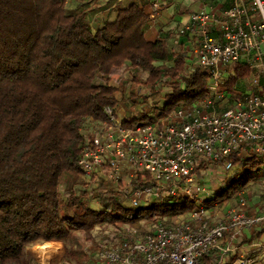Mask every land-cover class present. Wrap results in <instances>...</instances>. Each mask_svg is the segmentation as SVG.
Segmentation results:
<instances>
[{
	"label": "trees",
	"instance_id": "trees-1",
	"mask_svg": "<svg viewBox=\"0 0 264 264\" xmlns=\"http://www.w3.org/2000/svg\"><path fill=\"white\" fill-rule=\"evenodd\" d=\"M92 10L81 0H0V264H36L28 247L51 240L65 243L67 260H79L82 253L70 241L74 231L151 217L171 219L198 206L197 200L179 198L170 205L135 207L107 182L102 193H110L91 199L99 200L96 206L90 205L86 190L62 200V179L83 173L79 159L86 124L105 119L106 106L134 122H151L210 92L207 74L188 68L180 45L170 46L167 36L147 38L151 13L144 6L118 5L114 20L96 26ZM123 68L145 71L153 90L167 84L162 105L151 112L121 111V103L147 99L140 101L131 83L128 93L117 96L113 76ZM248 73L239 69L237 76ZM236 82L232 78L231 86ZM248 154L229 156L227 175L207 204L233 197L262 174V161Z\"/></svg>",
	"mask_w": 264,
	"mask_h": 264
},
{
	"label": "built area",
	"instance_id": "built-area-1",
	"mask_svg": "<svg viewBox=\"0 0 264 264\" xmlns=\"http://www.w3.org/2000/svg\"><path fill=\"white\" fill-rule=\"evenodd\" d=\"M152 6L161 8L158 0ZM173 41L191 71H205L209 95L151 122H134L106 106V118L93 120L96 128L86 137L79 166L91 195L107 182L135 207L179 198L197 200L198 206L171 219L126 223L110 247L96 250L93 264L252 262L237 255L238 239L264 223V211L249 212L243 187L235 205L230 198L207 204L214 197L208 198L201 172L212 164L228 169L236 153L264 156V92L255 90L264 81V0H231L222 11L192 10ZM243 68L249 70L245 78L237 76ZM221 206L228 209L217 217Z\"/></svg>",
	"mask_w": 264,
	"mask_h": 264
},
{
	"label": "rangeland",
	"instance_id": "rangeland-1",
	"mask_svg": "<svg viewBox=\"0 0 264 264\" xmlns=\"http://www.w3.org/2000/svg\"><path fill=\"white\" fill-rule=\"evenodd\" d=\"M92 15L93 14H91V16ZM95 22L96 21L93 20L92 23L95 25ZM146 77L147 73L143 70H125L124 68L123 70H119V72L113 76L112 83L119 86V91L117 92V96L119 98H122L123 92H129L131 84L134 91H136V93L139 95L140 101H142V98L144 97L147 98L145 101H142L139 104H132L126 102L121 103V111L125 112L126 114L129 112H131L132 114H136L139 113L142 109L151 112L162 105L163 96L170 90V87L167 84H161L158 85L155 90H153L150 85L145 82ZM140 88L144 89L142 93H139ZM94 127L95 125L93 124V120L87 122L86 127L84 129L86 137L92 132ZM242 154L244 156L249 155L246 152H243ZM226 175L227 168H224L223 165L220 164H212L207 170H202L201 182L209 190V199L211 197L216 196V192L217 190H219L222 184V180L225 179ZM261 177L262 174L256 180H251L250 183L243 187L245 190H248L246 191L248 195L253 197L255 196L257 200L261 199L262 196H264V182L262 181ZM102 188V185L99 186L97 189H95V194L91 195L90 189H92V187L86 177L83 175V173L79 174L77 172H74L66 175L65 178L62 179L60 185V195L62 200L66 203L68 202L71 192H76L79 194L82 193L83 190H86L88 192L87 197L90 205L91 202H93V206H96L99 204V200L97 203V201H91L92 198L97 196L101 198L105 194L110 193L109 189L105 190L104 193H102ZM108 188L116 190V186L110 183H108ZM216 201L218 203H222L223 200L219 198ZM64 211L67 212V214L69 215L73 214V211H66L65 209ZM150 220L155 221L152 217L139 221L146 222ZM126 223L118 226L114 224L103 223L97 225L91 232L74 231L72 233L70 241H74L77 245L76 249L81 251L82 253V258H79V260H77L76 258L72 260L66 259L65 243H63V245L62 243H60V245H57L56 242H37L30 245L28 247V250L37 259L36 264H93V257L95 255L96 250L98 248L110 247L116 241V238L120 237V234L118 232H120L121 229L124 228ZM62 246H64V248Z\"/></svg>",
	"mask_w": 264,
	"mask_h": 264
},
{
	"label": "crops",
	"instance_id": "crops-1",
	"mask_svg": "<svg viewBox=\"0 0 264 264\" xmlns=\"http://www.w3.org/2000/svg\"><path fill=\"white\" fill-rule=\"evenodd\" d=\"M90 2L89 6L93 7L90 12L92 21L95 20V24H100L106 19L114 20L117 17L116 7L129 6L133 3H139L144 6L148 12L155 11L152 2L155 0H81ZM161 4V8L154 12L153 17L147 23L145 33L147 38L155 40L160 36L168 37V44L171 46L174 43L175 34L179 26L188 19V13L192 10L201 8L213 9L222 11L227 8L231 0H158ZM182 40V38H180ZM246 85L243 84L242 88ZM255 90L264 92V81L261 86L255 87ZM262 161V181L264 182V156H258ZM250 183V182H249ZM240 190V189H239ZM248 190H245V192ZM238 192V191H237ZM249 199L248 210L251 213L264 211V196L257 200L254 196L247 194ZM264 195V191H263ZM212 198V197H211ZM238 202L237 193L230 198V204L235 205ZM228 207L221 206V211L217 217H223L226 214ZM51 240L46 243H55ZM62 243L63 241H56ZM238 251L237 255H247L252 260L251 264H264V223L256 225L253 229L246 231L238 239ZM64 248V246H62ZM62 251V250H61Z\"/></svg>",
	"mask_w": 264,
	"mask_h": 264
}]
</instances>
